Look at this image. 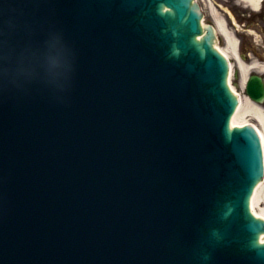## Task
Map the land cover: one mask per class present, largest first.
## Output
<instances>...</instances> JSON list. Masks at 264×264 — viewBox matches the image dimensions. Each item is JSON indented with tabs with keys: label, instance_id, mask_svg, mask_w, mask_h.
<instances>
[{
	"label": "water",
	"instance_id": "95a60500",
	"mask_svg": "<svg viewBox=\"0 0 264 264\" xmlns=\"http://www.w3.org/2000/svg\"><path fill=\"white\" fill-rule=\"evenodd\" d=\"M201 15L194 0H0V264H264L259 136L229 127ZM246 92L264 99L261 76Z\"/></svg>",
	"mask_w": 264,
	"mask_h": 264
},
{
	"label": "bare ground",
	"instance_id": "6f19581e",
	"mask_svg": "<svg viewBox=\"0 0 264 264\" xmlns=\"http://www.w3.org/2000/svg\"><path fill=\"white\" fill-rule=\"evenodd\" d=\"M247 7L257 10L259 9L261 0H240ZM207 6L209 8V14L212 18V22L217 26V33L223 36L226 39V44L221 46H216L227 58L232 57L234 62L230 61V75H229V85L232 91L236 94L237 91L231 83V74L234 68H237L240 75V83L244 86V82L247 77L248 71L256 70L264 73V64L259 62L256 57L250 58L249 62H245L238 57L237 51V39L234 37V34L229 29V23L221 13L222 10H227L220 4H217L215 0H207ZM228 15L235 23V18L232 15L231 11L228 12ZM231 24V23H230ZM239 27V26H238ZM240 104L234 114L231 124L232 125H243L245 123L253 124L258 132L260 133L263 139L264 146V109L257 105L254 101L250 100L247 95L239 97ZM253 118L258 122V124L251 122L250 119ZM251 210L256 216L264 218V178L261 181V184H257V187L252 195L251 200ZM261 240H264V234H262Z\"/></svg>",
	"mask_w": 264,
	"mask_h": 264
},
{
	"label": "rangeland",
	"instance_id": "374dc122",
	"mask_svg": "<svg viewBox=\"0 0 264 264\" xmlns=\"http://www.w3.org/2000/svg\"><path fill=\"white\" fill-rule=\"evenodd\" d=\"M203 8V12L205 16L203 18L204 22H210L211 16L209 14V8L207 6V0H198ZM221 5H227L230 10L233 12V15L239 19L244 20L243 23L235 20V26L229 25L230 31L235 32L234 37L238 36L240 39L241 48L245 51V49H249L247 53H245V57H249V59H243L246 62H249L250 58L256 57L257 60L264 64V14L261 11L252 10L249 8H245V4L240 2V0H217ZM264 3V0H263ZM246 9V10H245ZM224 16V12L221 11ZM249 14H251L249 16ZM225 17V16H224ZM246 18V19H243ZM229 20V19H227ZM246 24L248 27L253 30L243 31V24ZM239 26V29L237 28ZM238 29V31L236 30ZM250 32L252 34H250ZM219 46L223 47L224 44H220ZM231 62H234V59L231 57ZM231 82L235 87L237 92L243 96L245 94L244 87H242L238 81V78L234 76V71L231 74ZM251 122H256L253 118L250 119Z\"/></svg>",
	"mask_w": 264,
	"mask_h": 264
}]
</instances>
